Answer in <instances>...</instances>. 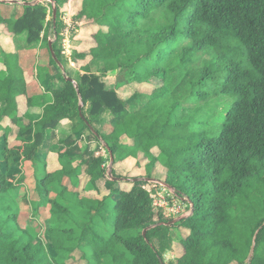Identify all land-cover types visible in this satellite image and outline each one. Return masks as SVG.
Masks as SVG:
<instances>
[{
	"label": "trees",
	"instance_id": "16d2710c",
	"mask_svg": "<svg viewBox=\"0 0 264 264\" xmlns=\"http://www.w3.org/2000/svg\"><path fill=\"white\" fill-rule=\"evenodd\" d=\"M5 1L0 264H70L75 252L85 264H264V0H73L80 25L79 48L71 54L80 71L75 84L48 47V37L56 35L52 51L63 66L59 6L65 9L69 0H52L55 19L50 3L25 0L19 16L7 17ZM22 36L28 49L45 47L63 88L28 96L31 78L14 43ZM95 61L101 67L94 73ZM35 107L41 118L21 128L16 119ZM104 112L112 130L95 132L113 157L110 179L121 177L114 166L127 158L145 168V177H128L129 191L112 189L111 209L107 199H79L64 185L78 167L49 172L36 157L62 122L77 119L87 129ZM16 160L21 166L10 184L7 172ZM104 164L93 154L81 166L96 183L104 178ZM157 164L165 171L158 183L191 206L177 222L187 233L182 255L170 263L164 255L173 240L165 224L173 219L154 211L146 190L158 184L151 177ZM26 170L34 174L37 200L29 202L33 218L46 227L41 234L19 221L13 189L27 185ZM139 178L152 181H132Z\"/></svg>",
	"mask_w": 264,
	"mask_h": 264
},
{
	"label": "crops",
	"instance_id": "0c3cea01",
	"mask_svg": "<svg viewBox=\"0 0 264 264\" xmlns=\"http://www.w3.org/2000/svg\"><path fill=\"white\" fill-rule=\"evenodd\" d=\"M10 1H15L11 3ZM27 3H40V2H48L51 4V7H55L54 2L42 1V0H25ZM73 1V0H71ZM23 4L21 0H8L5 1L4 7L2 8V12L7 17H17L21 14V8L19 5ZM68 5V4H67ZM71 5H68L70 7ZM61 7L59 6V10ZM72 12V9L70 10ZM74 15V13L72 12ZM51 37V36H50ZM50 37H48V41H50ZM77 38L71 41V47L74 49L79 48V41H76ZM24 37H17L14 40L16 49L19 54V60L22 68L25 73L31 78L30 83L27 85V94L28 96H39L45 93V89L52 88H63V84L56 78V73L58 70L55 67H50L49 63V55L46 50L43 49V45L39 44L37 47L33 49H28L24 44ZM64 57L65 64L62 67H57L65 76L69 75L68 78H71L74 83L78 79V72L73 68V64L70 60ZM69 62V63H68ZM101 67V62H92L91 70L95 73L97 69ZM119 82H123L124 78L120 76L117 77ZM131 104V103H130ZM131 106H129L130 108ZM42 116L41 108H32L27 111L26 115L23 118L18 117L19 126L21 128H29L32 122L38 121ZM111 115L108 112H104L100 118L93 124L92 129L97 131L98 133L108 134L111 132L112 128L110 125ZM95 132L92 133L90 129L87 127L83 128L81 126V122L79 120H74L73 122L64 121L59 125L54 131L50 132L43 143L42 147L37 152V159L46 162L47 169L49 172L59 171L63 167L69 168L67 172L78 167V170L75 173H72L71 176H74L71 180L69 178H65L63 183L67 186L68 190L73 193H77L79 199H88V200H103L108 199V201L114 198L115 196H111L112 189H119L121 191H129L131 189V180L128 177L139 176L143 174L145 168H142L143 162L141 160V167L138 168L139 162L132 158H127L122 162L116 163L114 166L121 177L120 178H111L110 180L101 178L96 183H92L90 178L85 175L83 170V166H81L87 158L91 155H95L99 151V147L104 144L101 138ZM105 145V144H104ZM110 154V153H109ZM111 155H108L107 159H104L108 162L109 167L111 165ZM113 158V157H112ZM21 164L19 160L13 162L8 168V180L11 184L14 179L18 176V171ZM82 168H81V167ZM14 173V177L12 174ZM10 174V176H9ZM24 175L27 177L26 184L21 186V188L15 187L13 189L15 191V198L18 200L20 214L19 221L21 225L28 223L30 229L35 232H39L40 219H34L33 210L30 207L29 200H37L35 193L33 195L34 186V174L31 170H26ZM33 177V178H32ZM152 179L156 180L157 183L160 182L163 184L165 179V171L158 164L154 167L151 173ZM113 183H109V182ZM159 183V184H160ZM163 186V185H162ZM190 207V206H189ZM44 216H47V208L43 209L41 212ZM24 221V222H23ZM176 220L175 223H177ZM174 223V224H175ZM171 225V233L170 236L173 240L171 250L166 252L165 255L169 254L170 256L173 254H178L177 257L171 260V262H175L177 258L182 255V252L178 248L180 245L179 242L183 239V237L187 234L183 232V229L179 228L175 229V225ZM164 255V261L165 260ZM172 258V257H171Z\"/></svg>",
	"mask_w": 264,
	"mask_h": 264
},
{
	"label": "built area",
	"instance_id": "2783aa9c",
	"mask_svg": "<svg viewBox=\"0 0 264 264\" xmlns=\"http://www.w3.org/2000/svg\"><path fill=\"white\" fill-rule=\"evenodd\" d=\"M71 0L68 1V5H70ZM60 9L59 18L62 24V30L59 33V46L61 48V53L71 61V54L74 51L71 47V41L76 39L78 35V31L80 28L79 23L75 20L74 15L72 14L71 6ZM56 40V35L50 37V41L53 42ZM96 156H101L104 159L107 158L108 154L104 147L101 145L99 147V151L96 153ZM108 162L103 165V168H107ZM105 179L110 180V174L108 169L105 170ZM162 187V188H161ZM147 193L152 201V206L155 212L158 210H162L166 214H182L183 217L188 216L189 210L187 212H183V208L181 206V202L179 199L175 198L173 193L163 186H159L156 183H150L149 186L146 187ZM184 208H187V205L184 203ZM188 214V215H186Z\"/></svg>",
	"mask_w": 264,
	"mask_h": 264
},
{
	"label": "rangeland",
	"instance_id": "374dc122",
	"mask_svg": "<svg viewBox=\"0 0 264 264\" xmlns=\"http://www.w3.org/2000/svg\"><path fill=\"white\" fill-rule=\"evenodd\" d=\"M42 50H45V47H43V49ZM69 63V62H68ZM0 68H1V66H0ZM73 68L78 72V74L80 73V71L77 69V67H75V66H73ZM27 75V74H26ZM28 76V75H27ZM143 157V155H139V158H142ZM39 162H42V160H38ZM143 167H144V164L142 165V168H141V170L143 169ZM109 168V164L107 165V168H106V170ZM144 177H145V173L143 172V174H142ZM9 176H10V174H9ZM14 177V173L12 174V177L11 178H13ZM150 185V184H149ZM158 185L159 186H162V184H159L158 183ZM162 188V187H161ZM107 199V198H106ZM108 200V199H107ZM180 200V202H181V206H182V208L184 209L183 210V212H187V208H184V203H188V201H187V199L186 198H182V199H179ZM107 204H108V207L111 209L112 207H113V203H114V198H112L111 199V197H110V200L109 201H107L106 202ZM158 212H160L163 216H164V218L165 219H173V220H179V219H181L182 217H183V215L182 214H174V215H172V214H166V213H164L162 210L160 211V210H158ZM188 214H191V211H190V208H189V213ZM188 214H186V215H188ZM112 216H113V214H112ZM24 222V221H23ZM177 223H175L174 225H175V229L176 230H178L180 227H179V223L176 225ZM23 225V224H22ZM39 228V234H41V233H43V231H44V229L46 228V227H43V224H40V226L39 227H37V229ZM171 229H172V227H170V231H169V234L172 232L171 231ZM182 229V228H181ZM180 230V229H179ZM183 232L185 233V230L183 229ZM44 242H46L47 243V240L45 239L44 240ZM180 243V242H179ZM178 248L180 249V251L182 250V248H181V246H178ZM178 255V254H177ZM177 255L176 254H173V255H169V254H167V255H165V260L167 261V263H170L171 262V260L173 259V256H174V259L177 257ZM74 256H75V258H74V260L73 261H70V264H85L84 262H82L81 260H80V258L78 257L79 256V253L78 252H75V254H74ZM172 257V258H171Z\"/></svg>",
	"mask_w": 264,
	"mask_h": 264
},
{
	"label": "water",
	"instance_id": "95a60500",
	"mask_svg": "<svg viewBox=\"0 0 264 264\" xmlns=\"http://www.w3.org/2000/svg\"><path fill=\"white\" fill-rule=\"evenodd\" d=\"M42 1H49V2H52V0H42ZM11 3H14L15 1H10ZM25 4H30V3H25ZM56 12H57V10H56V8L55 7H53L52 8V18L53 19H55L56 18ZM48 47H49V49H50V52H51V55H52V57H53V59H55V61H56V63L58 64V66L59 67H62L61 66V64L57 61V59L55 58V56H54V52L52 51V42H49L48 43ZM66 80L68 81V82H72V83H74V81L71 79V78H66ZM79 115H80V117L82 118V115H81V113H79ZM86 125L88 126V128L90 129V131L92 132V133H94L95 134V132H94V130L86 123ZM110 155H111V153H110ZM110 158H111V163L113 162V158H112V156H110ZM133 182H138V181H147V182H151L152 180L151 179H144V178H139V179H133L132 180ZM179 220H181V219H179ZM178 220V221H179ZM176 222V220H173V221H171V222H168V223H166L165 225L166 226H171V225H173L174 223ZM145 232V231H144ZM254 246V245H253ZM253 246L251 247V250H250V253H249V256H248V259H250L251 258V256H252V253H253Z\"/></svg>",
	"mask_w": 264,
	"mask_h": 264
},
{
	"label": "clouds",
	"instance_id": "9594fccd",
	"mask_svg": "<svg viewBox=\"0 0 264 264\" xmlns=\"http://www.w3.org/2000/svg\"><path fill=\"white\" fill-rule=\"evenodd\" d=\"M52 8H53V7H51V10H52ZM55 8H56V7H55ZM49 42H51V41H49ZM62 55H63V54H62ZM65 77H66V76H65ZM66 78H68V77H66ZM74 84H75V83H74ZM90 127H91V126H90ZM91 128H92V127H91ZM103 145H104V144H103ZM104 147H105V149H106V151H107V154L110 155V154L108 153L107 147H106L105 145H104ZM95 156H96V154H95ZM107 158H108V156H107ZM107 158H106V159H107ZM106 162H107V161H106ZM108 170H109V168H108ZM169 191H170V190H169ZM185 204L187 205V209L189 210V208H190V211H191V206L189 205V203H185ZM189 206H190V207H189ZM189 215H190V214H189ZM189 215H188V216H189ZM186 217H187V216H186ZM186 217H182V218H186ZM182 218H181V219H182ZM172 221H173V220H172Z\"/></svg>",
	"mask_w": 264,
	"mask_h": 264
}]
</instances>
